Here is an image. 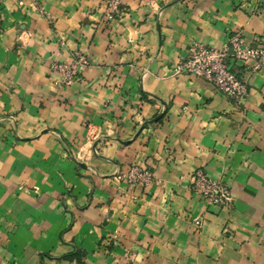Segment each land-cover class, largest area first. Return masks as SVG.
<instances>
[{"label":"crops","instance_id":"obj_1","mask_svg":"<svg viewBox=\"0 0 264 264\" xmlns=\"http://www.w3.org/2000/svg\"><path fill=\"white\" fill-rule=\"evenodd\" d=\"M104 4L0 0V264H264V65L235 63L242 103L176 71L194 41L264 44V0H123L110 22ZM75 52L91 65L65 87L51 64ZM134 165L154 181L118 177Z\"/></svg>","mask_w":264,"mask_h":264},{"label":"built area","instance_id":"obj_2","mask_svg":"<svg viewBox=\"0 0 264 264\" xmlns=\"http://www.w3.org/2000/svg\"><path fill=\"white\" fill-rule=\"evenodd\" d=\"M123 0H107L106 20L119 17ZM242 63L245 67L258 70L264 65V44L251 46L246 43L240 33L232 34L229 41L222 47H211L200 41H194L188 48L184 60L178 63L177 72H184L203 78L213 83L224 94L237 103H242L249 95L246 78L239 75L235 63ZM90 64L89 57L83 52H75L66 62L55 61L51 69L57 73L58 82L65 87L71 86L80 69ZM132 185H150L155 175L146 166L134 165L118 176ZM192 188L199 193L210 205L231 207L233 194L229 185L220 179L209 176L204 170L197 169L194 174ZM199 224L200 221H197Z\"/></svg>","mask_w":264,"mask_h":264},{"label":"rangeland","instance_id":"obj_3","mask_svg":"<svg viewBox=\"0 0 264 264\" xmlns=\"http://www.w3.org/2000/svg\"><path fill=\"white\" fill-rule=\"evenodd\" d=\"M145 1H148L150 4H154V0H145ZM175 2V1H174ZM122 7H123V3H122V5H121V10H122ZM106 12H107V0H105V4H104V12H103V15H102V17H101V19L104 21V22H110L111 20L109 19V20H106L105 19V15H106ZM121 15V14H120ZM116 18H114V19H112V20H115V19H118L119 17H117V16H115ZM25 36V35H24ZM22 40V39H21ZM91 65V61H90V64L88 65V66H90ZM58 84H60L59 82H58ZM61 85V84H60ZM98 140L99 139H95V136L94 137H92L91 138V141H94V142H92L91 143V145H90V148L92 147V149H94V151L96 152V145H97V143H98ZM74 158L77 160V161H79V162H82L83 164H79L81 167H85V165H86V158L84 157V154H83V152L82 151H79V152H77V153H75L74 154ZM83 165V166H82ZM119 176V175H118ZM127 258L130 260V261H133L134 259H135V255H134V253H130L128 256H127Z\"/></svg>","mask_w":264,"mask_h":264},{"label":"water","instance_id":"obj_4","mask_svg":"<svg viewBox=\"0 0 264 264\" xmlns=\"http://www.w3.org/2000/svg\"><path fill=\"white\" fill-rule=\"evenodd\" d=\"M163 113H161L160 115H158L156 118L152 119V120H149V121H146V123H152L154 121H157L161 116H162ZM126 142H129V141H126ZM83 164V163H81ZM83 166V165H82Z\"/></svg>","mask_w":264,"mask_h":264},{"label":"trees","instance_id":"obj_5","mask_svg":"<svg viewBox=\"0 0 264 264\" xmlns=\"http://www.w3.org/2000/svg\"><path fill=\"white\" fill-rule=\"evenodd\" d=\"M69 257H74V254L69 255Z\"/></svg>","mask_w":264,"mask_h":264}]
</instances>
